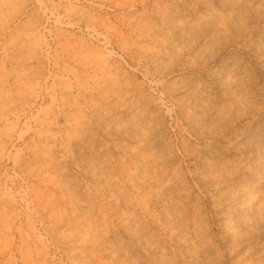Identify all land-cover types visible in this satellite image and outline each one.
<instances>
[{"label": "rangeland", "instance_id": "obj_1", "mask_svg": "<svg viewBox=\"0 0 264 264\" xmlns=\"http://www.w3.org/2000/svg\"><path fill=\"white\" fill-rule=\"evenodd\" d=\"M0 264H264V0H0Z\"/></svg>", "mask_w": 264, "mask_h": 264}]
</instances>
